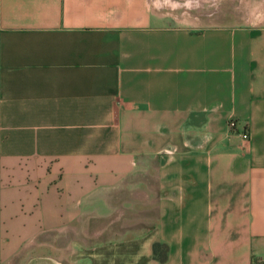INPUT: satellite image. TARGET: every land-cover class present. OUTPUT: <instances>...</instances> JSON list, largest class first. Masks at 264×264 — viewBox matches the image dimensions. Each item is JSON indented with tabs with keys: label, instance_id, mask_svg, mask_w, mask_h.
<instances>
[{
	"label": "crops",
	"instance_id": "crops-1",
	"mask_svg": "<svg viewBox=\"0 0 264 264\" xmlns=\"http://www.w3.org/2000/svg\"><path fill=\"white\" fill-rule=\"evenodd\" d=\"M173 9L0 0V264H264V14Z\"/></svg>",
	"mask_w": 264,
	"mask_h": 264
},
{
	"label": "rangeland",
	"instance_id": "rangeland-1",
	"mask_svg": "<svg viewBox=\"0 0 264 264\" xmlns=\"http://www.w3.org/2000/svg\"><path fill=\"white\" fill-rule=\"evenodd\" d=\"M174 4L181 24L201 27L214 24H250L264 14V0H163ZM168 8L170 5H168Z\"/></svg>",
	"mask_w": 264,
	"mask_h": 264
},
{
	"label": "trees",
	"instance_id": "trees-1",
	"mask_svg": "<svg viewBox=\"0 0 264 264\" xmlns=\"http://www.w3.org/2000/svg\"><path fill=\"white\" fill-rule=\"evenodd\" d=\"M153 254L160 261H164L167 257V246L159 242L154 243Z\"/></svg>",
	"mask_w": 264,
	"mask_h": 264
},
{
	"label": "built area",
	"instance_id": "built-area-1",
	"mask_svg": "<svg viewBox=\"0 0 264 264\" xmlns=\"http://www.w3.org/2000/svg\"><path fill=\"white\" fill-rule=\"evenodd\" d=\"M229 125H230V126H233L234 123H233V122H230ZM243 137L246 138V137H247V134H246V133H243Z\"/></svg>",
	"mask_w": 264,
	"mask_h": 264
}]
</instances>
